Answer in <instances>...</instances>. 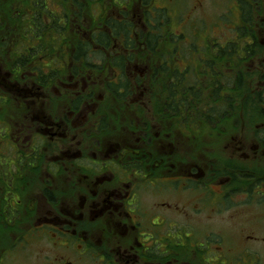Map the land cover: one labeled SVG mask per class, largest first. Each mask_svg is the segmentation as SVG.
Here are the masks:
<instances>
[{
	"label": "flooded vegetation",
	"instance_id": "obj_1",
	"mask_svg": "<svg viewBox=\"0 0 264 264\" xmlns=\"http://www.w3.org/2000/svg\"><path fill=\"white\" fill-rule=\"evenodd\" d=\"M86 2L100 5L104 0ZM61 3L67 4L68 11L62 16L68 18L65 25L70 30L74 17L81 21L84 17L80 19L70 4ZM253 3L257 7L258 0ZM130 11L135 19L134 9ZM122 14L119 13L121 18L118 19L113 13H105L89 34H83L78 25L76 32L81 33L80 37L88 40L90 45L83 55L76 44L62 46L67 57H62V63L59 61L57 76L43 79L22 75L14 80L15 85L28 84L29 81L40 84L41 80L47 85H58L59 97L64 98L65 105L61 113L42 117L39 114L40 124L33 123L37 128L31 140L25 136L23 120L14 121L18 131H11L13 124L0 122L2 130L5 128L7 132L5 139L2 134L0 137L6 141L5 148L12 149L15 159L7 164L8 171L0 170V181H10L12 177L10 185L3 183L5 187L0 189V224L15 220L17 213L22 212L23 200H27L14 182L19 183L26 178L23 175L35 170L42 145L57 140L63 147L57 145L55 160L69 159L73 175H70L68 165L58 171L51 167L47 175L58 181L56 187L49 190L45 185L28 199V208L33 213L28 234H50V243L55 247V254H44L38 264H227L221 236L213 239L201 233L197 235L189 227L176 229L168 215L181 213L178 207L162 201L158 207L164 210L163 214L151 215L139 209L140 194L145 190L161 196L164 189L170 192L191 187L200 193L187 212L207 210L210 206L214 213L223 214L233 211L235 205L264 206V171H255L253 165L248 169L227 162L221 165L209 160L204 162L205 157L200 165L181 159L191 152L192 134L203 132L201 125L211 129L217 125L218 117H228L224 116L228 109L219 107L218 103L223 102L229 89L221 87L218 97H213L215 109L209 110L215 111L212 116L216 122L209 123L214 120L208 118L204 96L200 97L203 101L197 110L191 107L197 96L191 92L190 62L182 69L168 65V75L162 76L164 71L159 69V64L151 67L143 60L147 47L141 41L138 25H145L144 19L138 18L131 22V28L116 31L106 24V18L128 21V17ZM98 32H104V39H97ZM175 48L171 46L170 50ZM91 58H98L99 65ZM107 68L112 70L111 75H106ZM103 70L105 73L99 75ZM210 70L208 73L206 67L204 75L199 78L201 95L206 98L207 94L213 96V89L206 85L207 79L215 72ZM176 72L181 78H175ZM8 80H12L10 75ZM52 80L55 82L49 83ZM156 85L161 86L159 91ZM95 88H98L97 92ZM147 89L151 90L146 92ZM13 90L20 96L27 95L24 88L15 87ZM121 111L123 115L120 116ZM31 121H34L32 117ZM210 133L224 137L219 142L224 143L226 152L234 161L238 160L235 157L239 152L248 161L252 159L253 164L264 159V137L257 132L258 145L249 147L240 145L243 140L239 141L230 132L221 134L213 130ZM81 135L88 140L87 144L92 148L90 153L82 154L81 140L78 139ZM179 145L182 146L181 152ZM73 149L76 152L71 157ZM176 156L180 159L176 160ZM237 178L243 182H235ZM60 179L65 184L60 183ZM208 198H214L218 204L213 205L214 208L207 205ZM44 207L50 210L39 216ZM254 234L260 233L256 231ZM254 234L246 235L243 244L264 245V237ZM255 252L242 249L230 257L229 264H257L258 254Z\"/></svg>",
	"mask_w": 264,
	"mask_h": 264
},
{
	"label": "rangeland",
	"instance_id": "obj_2",
	"mask_svg": "<svg viewBox=\"0 0 264 264\" xmlns=\"http://www.w3.org/2000/svg\"><path fill=\"white\" fill-rule=\"evenodd\" d=\"M10 1L14 2L15 0ZM43 1L47 10L57 14V17H63L62 13L68 11L67 4L63 5L61 0ZM122 1L123 0H104V2L99 5V3L96 2L88 3L86 0L85 2L82 0L84 5L82 16L84 19L81 21L75 17L73 18L70 30L67 32L68 34L65 35V39L61 41L59 48L55 47L56 43L61 40L59 35L56 40L52 33L44 38L46 43L51 44V49L34 59L40 73L44 76L58 75L57 69L60 65V60L62 57H67V53L62 46H73V44L76 43L78 39L77 35H80L76 32L78 25L83 29L81 31L83 34H89L91 28H95L96 22L99 21L105 13H107V15L113 13L116 15L115 17L119 19L121 18L119 13H122L126 7L130 10L133 8L136 13V18L134 19L132 12H129L128 19L132 18L131 22H134L138 18L147 21L148 16L154 19V21L150 23L146 22L147 26L143 25V28H139L144 32L151 31V33L155 35L154 37H156L154 42L155 49L152 52L144 48L143 60L148 62L151 67H153V65L156 67L158 64H161L160 66L163 67L165 65H172L173 68L180 69L185 68L188 62H190L191 74H189V78L196 77V75L193 74L196 71L199 73L197 75L199 79L201 77L199 62L202 59L207 61L213 57L212 53L208 52L209 49L204 50V48L212 45L214 42H219V44L225 46L226 42L235 41L237 38L236 27H244V24L241 22L242 18H240L236 7L237 0H150V3L144 6L139 5L140 0H125L124 4H118ZM255 8H257V10H255L256 15L254 17L255 24L253 31L255 33L254 41L256 42V47H252V52L244 57L230 60L233 62L227 61L226 63L220 64L218 69L219 74L224 75L223 80L228 83V85H226L227 89L230 88L228 93L225 94L222 100L223 102L218 103L220 105L219 107L228 109L227 113H225L226 115H224L228 117L223 119L218 117V122H216V120L209 122H216L217 124L216 126L210 125L212 127L211 129L201 125V131L203 132L192 134L190 140L191 152H188V156H181V159L186 162H197V164L200 165V161L205 157L204 162L209 160L212 163L219 162V165L227 162L228 165L236 164L240 168L248 169L253 165L255 171H264V159L257 160L253 164L252 159L248 161L242 157L239 152L235 157L238 158L236 163L234 158L226 152L224 143L219 142L220 140H224V137L222 138V136L219 137L210 133V131L213 130L221 134H225L224 131H227V134L230 132L231 135L235 136L239 141L243 140L240 145L248 147L251 144L258 145L256 141L260 140L259 136L264 137V125H262L264 124V113L254 102L256 94L258 92H264V0H258L257 7ZM169 39L175 43L171 42ZM143 40L142 36L141 41ZM151 46H153V44ZM171 46H174V48L176 47V50L172 53L170 51ZM145 50L147 52H145ZM202 51H205V53ZM92 60L97 62V66L99 65L98 58H91V61ZM194 62L198 64H194ZM3 63L4 60L0 63V97L6 101L4 104L0 105V122L13 124L11 131H14L19 129L18 126L14 124V121L16 119L23 120L25 136L27 140H31L37 128L36 125L39 126L40 124L39 114L40 117H42V115H55L61 113L65 105L64 98L59 97L60 90L58 85H47V82L43 80H41L40 84H34L29 81L28 84L18 83L15 85L16 81L8 80L9 74H5L6 71ZM146 65L147 63H144V66ZM103 66L106 68V64H103ZM55 69L56 72L54 73ZM237 72H240L242 78L239 82L238 89L233 90L229 86L230 78L237 75ZM37 73L39 75V72ZM104 73L103 70L99 75H103ZM111 74L112 70L107 68L106 75ZM25 75L31 76V74L26 72L23 73L22 77ZM145 77H148V75L146 74ZM224 81L223 84H226ZM54 82L55 81L52 80L49 83ZM193 83H196V81H193ZM37 86L39 88H37ZM15 87L24 88L26 90L25 92H27L26 97L24 95H18V93L13 90ZM156 87H158V89H156L157 91L161 88V86L157 85ZM95 89V92H97L98 88ZM150 90L151 89H147L146 92ZM99 92L102 91L99 90ZM203 96L206 99V103L210 104L211 95L207 94V98L206 95H201L200 97ZM11 115L17 116L13 117ZM121 115H123V111L120 112V116ZM31 117L34 121H31ZM111 118H114V116ZM1 123L0 131L3 128V124ZM33 123L36 125L34 126ZM258 129H260V131ZM67 131L71 134V131ZM107 131H110L109 128ZM255 132H257L259 136H257ZM6 133L4 128L0 132V135L2 134L5 139ZM252 134L254 140H252ZM78 137H81L78 139L81 140L80 148L82 154L90 153L92 148L87 144L88 140L83 139L86 137L82 135ZM4 139L0 137V170L8 171L7 164L13 162L14 154H12L11 148H5L6 141ZM57 145L61 148L63 147V145H59V141L57 140L49 141L47 145H42L39 159L37 164H35V170H32L28 175H23L26 176V178L20 180L19 183L14 182L15 186L18 184L16 189L21 191V193L26 196L25 198L27 200H23L24 205L22 206V212L21 214L17 213L15 220L11 223H5L6 221H4L3 225L0 224V264H38L42 262L44 254L51 256L55 254V247L50 243V234L39 235L40 233L35 232L28 234L27 231L30 230L29 224L33 215L28 208L30 201L28 199H30L34 191H41L45 185L49 190H53L56 187L58 181L47 175L48 169L53 167L56 171L64 170L68 165L69 159L61 161L55 160L57 156L55 153ZM204 147L205 154L202 152ZM179 151H182L181 145H179ZM72 152L73 154L71 157L74 156L76 149H73ZM179 159L180 157L176 156V160ZM68 166L69 172H72L70 175H73L72 167H70V165ZM220 168L223 169L224 167L220 166ZM11 181L12 177L10 181H0V189L5 187L4 184H7V186L10 185ZM61 182L65 184V182L60 179V183ZM235 182L240 183L243 182V180L237 178ZM198 193H200L199 190L191 187L176 191L173 189L170 192H165L164 189L163 195L161 196L152 195L143 190L140 194L138 205L139 209L148 211L151 215H157L163 214L164 212V210L158 207L159 203L167 201L171 206H176L182 212L184 211L183 214H181V212L168 215V218H172L171 221L175 223L176 229L189 227V229L197 235L201 233L202 236L207 235L213 239L218 236L223 238V252L224 258L228 259L227 264H229L230 257L239 254L242 252V249L246 248L249 249V251H256L255 253L258 254L256 260L257 264H264L263 244H251L250 242L248 244H243V238L246 235L254 234L256 231L260 234L254 235L264 237V206L249 205L244 207L242 205H235L233 211H225L223 214L214 213L215 211H212L210 206L207 210L203 208L201 211L198 210L195 212L191 210L187 212L188 208L195 204L194 201L196 197H198ZM207 201V205H212L213 208V205L218 204V202L215 203L214 198H208ZM194 206L195 208L198 207L197 205ZM47 210L50 209L47 207L42 208L39 216L43 215L42 213ZM245 258L248 259L249 257Z\"/></svg>",
	"mask_w": 264,
	"mask_h": 264
},
{
	"label": "trees",
	"instance_id": "obj_3",
	"mask_svg": "<svg viewBox=\"0 0 264 264\" xmlns=\"http://www.w3.org/2000/svg\"><path fill=\"white\" fill-rule=\"evenodd\" d=\"M63 3H68L76 9V12L79 14L80 18L82 16L83 11V3L82 0H61ZM119 2L118 4H124ZM254 0H237L236 7L238 9L240 18H242L241 22L244 24L243 26L236 27L237 38L235 41L226 42L225 46L219 44V42H214L217 44L209 45L204 48V50L209 49L208 52L212 53L213 57L210 60L202 59L199 62V68L201 72V76L204 75L203 71L205 68H208V73L211 72L210 69H213L215 72L213 75L207 79L208 89L212 88V94L210 104H208V118L214 120L213 114L215 111H211L209 109H215L214 99L213 97H218L217 93L220 91L221 87L227 88L226 83L223 79L224 75L219 74V65L220 62L226 63L233 62L230 60H236L239 57H244L248 53H251L252 47H256V42L254 41V17L256 15L255 5L253 3ZM150 3V0H140L139 5H147ZM257 4V3H256ZM138 5V4H136ZM129 8L123 11V15L129 17ZM28 14V18H27ZM63 14V13H62ZM66 14V13H65ZM61 19V20H60ZM65 15L63 17H57L53 12H50L45 7V3L43 0H15L11 2L10 0H0V63L4 60L3 65L5 66V71L9 72L8 74L11 76L12 80L18 79L23 75V73L31 74V77L38 76L39 78H46L40 71L37 69L38 65L35 64V57L40 54L45 53L51 49V44H48L44 41V38L49 34H53L55 40L57 36H60V41L56 43L57 48H59L61 41L65 39V35L68 34L69 31L68 25H65L67 22ZM111 19V18H110ZM105 20L106 24H109V27L116 31L120 29H128L131 28V19L128 21L118 22L115 18L111 20ZM115 19V20H114ZM151 19V20H150ZM102 20V19H101ZM145 20V19H144ZM253 20V22H252ZM63 21V22H62ZM154 21L153 18L148 16V20L145 21V25ZM47 22V23H46ZM121 23V24H118ZM112 25V26H110ZM150 25V24H149ZM143 26L138 25V28ZM139 35L143 36V41L149 52H152L155 48L154 42L156 40L155 35L151 33V31L144 32L141 29H138ZM80 33V32H79ZM81 35V33H80ZM80 35H77L78 39L76 41V45L78 46V50H80V55H83L82 52L90 45L88 40H83ZM104 32L96 33L97 39H104ZM51 36V35H50ZM171 41V39H169ZM250 40V41H249ZM173 42V41H171ZM175 43V42H173ZM153 44V46H151ZM66 46V45H64ZM175 49H171L172 51ZM242 51V52H241ZM147 52V51H145ZM203 52V51H202ZM78 52L75 53V55ZM205 53V51L203 52ZM77 57V56H76ZM210 58L209 56H206ZM194 64H198L194 62ZM161 65V64H160ZM159 69L164 71L162 76H167L168 65L160 66ZM39 72V75L38 73ZM207 73V74H208ZM7 74V73H5ZM196 77L191 78V92L197 96L196 99L192 100V109L199 108L202 99L200 98L201 91L200 88L202 86L201 82L197 78L196 71L193 73ZM226 75V74H225ZM27 76V75H25ZM52 76V75H50ZM175 78H181L179 73H174ZM221 77V78H220ZM241 74L237 72V75L230 78L229 86L233 90H237L239 87V82L241 81ZM195 79V80H194ZM196 81V83H193ZM223 81L226 84H223ZM193 83V84H192ZM200 83V84H199ZM233 85V87H232ZM228 86V87H229ZM230 89V88H228ZM200 98V99H199ZM6 100L0 97V105L4 104ZM254 102L260 107V110L264 113V92H258L256 94ZM197 110V109H196ZM198 114V113H197Z\"/></svg>",
	"mask_w": 264,
	"mask_h": 264
}]
</instances>
